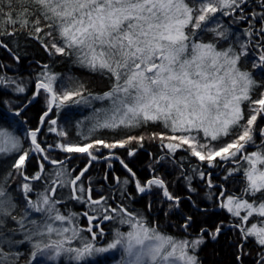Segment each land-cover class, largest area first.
<instances>
[{
    "label": "snow or ice",
    "instance_id": "snow-or-ice-1",
    "mask_svg": "<svg viewBox=\"0 0 264 264\" xmlns=\"http://www.w3.org/2000/svg\"><path fill=\"white\" fill-rule=\"evenodd\" d=\"M18 32L36 41L49 61H32L40 71L23 104L13 110L10 101L0 100L7 106L0 109V165L11 158L10 170L0 180V264H21L22 257L25 264H203L199 251L218 242L226 230L224 221L215 227L202 223L193 235L194 217L185 215L179 226L184 236H174L161 231L143 211H129L122 203L113 207L109 200L114 194L105 196L95 189L101 194L93 198L91 177L85 186L83 178L93 161L101 156L116 159L129 174L112 177L120 200L135 199L128 192V185H134L137 196L149 197L146 207L151 212L156 188L168 203L164 215L178 211L182 198L169 191L155 168L149 165L151 176L142 183L111 151L127 148V156L133 157L146 139L158 140L167 149L156 163L183 150L209 169H223L222 182L214 184L213 173L202 165L185 175L181 163L187 191L197 193L192 181L198 178L208 189L203 199L211 203L215 196V204L201 207L192 195L186 199L197 212L225 211L238 220L227 225L239 232L237 264L251 255L245 251L249 240L258 249L253 264H264V126L258 124L264 119V0H0V37ZM0 48L19 64L21 56L2 39ZM58 58L106 79L107 90L93 93L80 78L55 72L54 64L62 62ZM7 67L0 61V68ZM27 88L21 79L0 74V92L22 95ZM41 96L45 110L37 127L27 129L22 139L11 129L22 123L21 114ZM95 102L101 106L94 107ZM73 107L92 108L76 122L79 142L70 141L69 132L58 125L60 113ZM45 125L58 138L54 143L38 141ZM149 126L162 131L127 134ZM104 130L126 134L111 142L93 139ZM133 143L137 147L129 148ZM102 149L109 154L103 156ZM57 151L64 159L53 158L51 153ZM73 154L88 158L76 175V169L67 166ZM33 158L37 171L29 176L26 168ZM13 174L21 178L19 198L9 191ZM237 174L241 180L236 183H242L239 195L227 194L224 184ZM103 180H108L107 173ZM33 181L43 182L41 190ZM217 187L218 196L211 191ZM69 202L86 210L72 211ZM105 221L127 230L114 227L111 238L100 243L106 236L101 227ZM25 245L26 255L21 251Z\"/></svg>",
    "mask_w": 264,
    "mask_h": 264
},
{
    "label": "trees",
    "instance_id": "trees-1",
    "mask_svg": "<svg viewBox=\"0 0 264 264\" xmlns=\"http://www.w3.org/2000/svg\"><path fill=\"white\" fill-rule=\"evenodd\" d=\"M226 19V18H225ZM0 39L4 40L5 43L9 45L10 48L13 49L14 52L21 56L19 64H17L11 55L3 48H0V61L4 64L10 65L7 68H0V74H7L8 76L16 77L21 79L24 83L28 85L27 92L22 95H18L16 93L11 92V90L0 92V100H7L11 102V107L13 110L21 104L24 103L25 97H30L32 92L34 91V78L36 73L40 71L39 65L32 61H41L48 62L49 58L41 46L34 40H31L27 37L26 34L22 32H18L15 37H0ZM19 45V47H17ZM62 62H57L54 64L53 70L55 72L61 73L62 75H73L75 77L80 78L82 80L89 91L93 93H101L107 90L108 82L106 79L102 78L98 74L91 73L86 69L79 68L71 63L70 60H63L62 58H58ZM250 67V66H249ZM257 80H261L262 77L260 75H256ZM259 94V89L257 90L256 95ZM255 98V96H254ZM100 102H95L94 107H100ZM6 105L0 104V109H6ZM45 110L43 97H38L31 105H29L25 111L21 114L19 118L21 120V124L15 126L13 131L17 135H20L23 139L24 133L27 129H35L39 123V117L42 112ZM92 112V108L88 107H73L71 109H65L59 115L58 125L62 126L66 131L69 132V140L72 142H79L80 137L77 135L76 122L84 119L89 116ZM26 121V123H23ZM258 124L264 126V119L259 120ZM7 126V125H4ZM86 126L84 131H86ZM162 128L159 126H149L146 129L136 130L127 134L130 135H140L142 133L151 134L153 132H160ZM126 133L124 132H109L107 130L98 132L93 139L100 138L105 139L109 142L113 138L122 139ZM58 138L54 133H49L47 131V125L42 128V133L38 135V141H43L44 143H54ZM87 142V141H84ZM25 147L28 146V142L25 141ZM43 146V144H42ZM129 148H136V143H133L128 146ZM254 148H249L248 151H253ZM113 151L117 156L123 158L126 163H128L129 167L133 169L136 173L137 178L141 180L143 183L146 179L150 178L151 170L149 165L156 169V175L162 177L169 188V191L175 195L180 196L181 204L179 210H173L168 216H165L164 213L168 208V203L162 202L163 197L159 189L154 188L151 194L152 200V210L151 212L147 211V201L149 199L146 195L137 196L134 185H128V192L135 197V199L129 200L125 198L124 200L119 199V189L118 186L113 181V175L121 177L128 176L129 174L121 167L119 161L116 159L105 160L102 158L101 154H97L101 156V158L93 161L91 163V167L88 172L85 174L83 178L85 181V186L87 187V178H92V186L94 188L93 198H98L101 192L95 191V189H101L102 194L108 196L110 194L115 195V199H110L109 203L112 204L113 207L116 206L117 203H122L128 206L129 211H143L145 215L148 216L149 220L155 219L159 225L160 229L163 232L174 236H184L183 231L180 229V224L183 222V216L192 215L194 217L195 223L193 224L190 232L195 235V233L199 230L200 225L207 224L210 227H215L216 223L220 221H224L226 225V230L223 231V234L220 236L218 242L212 243L209 242L204 245L199 251V257L203 261V264H237L235 256H236V244L239 242V232L236 230L227 229V225L229 223H238V220L232 219L229 214L225 211H210L207 214L202 212H197L192 209L189 201L186 199L188 195H192V199L197 202L201 207H212L215 204V196L213 201L210 203L203 199L204 194L208 189L204 186V182L200 181L198 178L193 179L192 186L197 189V193L190 194L186 187L185 181L181 176V168L179 165L183 164V171L185 175L191 174V168L195 165H202V170L208 172L211 171L213 173L212 180L214 184L221 183V176L223 175L222 168H214L209 169L205 162L199 161L195 157H190L188 153L180 150L176 153L175 157H168L164 161H160L156 163L161 155H164L167 152V149H162L160 147L159 141H148L147 139L144 142L143 148H141L135 156L128 157L127 156V148L121 149L117 148ZM103 156H107L109 154L108 149L101 150ZM53 158L64 159L65 154L60 152L51 153ZM180 157H188L187 159L181 161ZM175 160V163L173 162ZM88 163V158L82 154H73V158L68 161L67 166L69 169H76V172L73 175H76L85 165ZM11 158L8 161L4 162L3 165H0V180H2L4 174L10 170ZM111 164L112 168H109L108 165ZM231 167V165H229ZM52 166L45 163L46 171H51ZM35 171H37V165L35 163V159L33 158L32 162L27 165L26 173L31 176ZM108 174V180L104 181L103 177L105 174ZM178 177H180L178 179ZM241 180V175L237 174L234 179L230 178L229 181L225 182L224 186L227 189V194H232L235 192L239 195L240 187L242 183H236V181ZM9 191H11L14 197L19 198L20 193L16 190L18 185L21 183V178L13 174L12 177L8 179ZM35 189L41 190V186L43 182L33 181L32 182ZM213 191L217 196L219 195L220 188H214ZM66 194V190H64ZM33 198H35V192L31 194ZM22 204V200L20 201ZM67 207L75 212L85 211L86 208L83 205H78L75 202H69ZM61 211H65L64 208H61ZM243 214V213H242ZM255 221V217L250 219V223ZM81 225L87 226L86 218L81 217ZM101 227L104 228L106 236L100 243H106L107 240L111 238V229L114 227H120L122 231H126V226L116 225L113 222L105 221ZM21 251L27 254V246H23ZM245 251L249 252L251 255L243 257L244 264H253V260L257 254V247L252 243L251 240L245 245ZM21 264H25L24 259L22 257Z\"/></svg>",
    "mask_w": 264,
    "mask_h": 264
},
{
    "label": "rangeland",
    "instance_id": "rangeland-1",
    "mask_svg": "<svg viewBox=\"0 0 264 264\" xmlns=\"http://www.w3.org/2000/svg\"><path fill=\"white\" fill-rule=\"evenodd\" d=\"M116 255V254H113ZM116 258H118V255H116ZM45 264H59V261L51 262V261H46Z\"/></svg>",
    "mask_w": 264,
    "mask_h": 264
}]
</instances>
